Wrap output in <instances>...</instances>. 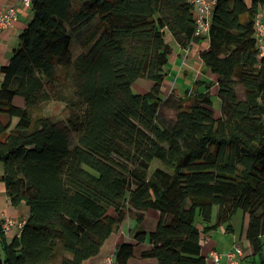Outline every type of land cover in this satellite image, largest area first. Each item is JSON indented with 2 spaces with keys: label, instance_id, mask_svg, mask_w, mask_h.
I'll use <instances>...</instances> for the list:
<instances>
[{
  "label": "trees",
  "instance_id": "16d2710c",
  "mask_svg": "<svg viewBox=\"0 0 264 264\" xmlns=\"http://www.w3.org/2000/svg\"><path fill=\"white\" fill-rule=\"evenodd\" d=\"M262 2L216 0L208 34L195 37L191 0H31L0 66V182L28 211L9 240L0 229V264H82L126 217L136 243L117 244L115 264L145 242L141 264H207L209 232L238 210L249 256L264 264ZM168 35L182 48L207 38L199 58L216 77L219 116L212 81L166 111ZM138 78L149 91L136 92ZM51 101L64 105V122L36 114ZM150 210L157 224L146 232Z\"/></svg>",
  "mask_w": 264,
  "mask_h": 264
},
{
  "label": "crops",
  "instance_id": "0c3cea01",
  "mask_svg": "<svg viewBox=\"0 0 264 264\" xmlns=\"http://www.w3.org/2000/svg\"><path fill=\"white\" fill-rule=\"evenodd\" d=\"M247 3L250 2V0H245ZM0 4L2 6L6 5H14L18 8V18L17 20L9 26L7 29H2L0 27V63H6L10 57V54L13 50V48L17 45L18 42V35L20 34L21 30L26 26L27 20L30 17V9H23L19 0H0ZM258 15L260 16V21L264 26V0L259 7ZM168 40H170V46L172 49V52L169 56L168 66L166 67V78L162 85V92L164 87L166 89L168 87H172V91L177 93V96H181L184 94L185 90H182V87H186L187 89H190L191 93L198 92H205L206 91V85L212 81L214 85L210 88V93L215 92L216 88V77L209 73L204 68L203 62L199 58V51L204 50L208 47V40L207 38L201 39L199 41H195L189 47L182 48L179 46L176 41L172 40L171 37L168 36ZM258 44L264 45V34L261 37V41H257ZM181 80L182 82H179ZM175 81V83H173ZM191 81L193 82L192 86H190ZM178 83V84H177ZM166 93V91H165ZM28 214L27 207L24 204L13 206L8 201V198L5 194V188L2 187L0 184V222L4 219V217L9 216L12 217L16 222L21 221L23 222ZM157 213H155V223L157 222L156 219ZM131 218H128L129 221ZM134 222L132 223V226L128 227V231H125V233H122V231L119 229L121 224L116 227L115 229V236L116 242H111V239L109 241V248L107 247L104 249V251L99 254V256L95 257L94 259H89L85 261L83 264H104V259L107 255L111 254V251H114L113 249H116L117 244L124 242L126 240L133 241L134 239V232H135V226H133ZM141 227L143 230L148 232L147 225L143 222ZM153 227V228H152ZM154 226L150 225L149 229H154ZM149 230V231H151ZM19 230L17 228H13L11 231L6 233V238L9 240L15 233H17ZM13 233V234H12ZM206 246L203 245V253L205 252L207 255L211 249L217 250L216 245L214 244V241H212L211 237H208L206 240ZM246 242V241H245ZM234 244V243H233ZM231 244V246L233 245ZM147 245V243L141 244V247ZM105 248V245L103 246ZM230 249V248H229ZM248 249V250H247ZM247 250V252H246ZM228 251V250H227ZM140 252V247H138V250L135 252V248L133 251V255H135L137 258L138 253ZM250 249L248 248V243L246 242L245 247V253L240 258L238 264H254L252 257L249 256ZM249 258V259H248ZM3 260V255L0 251V262ZM138 261L140 263V259L138 258ZM142 262V261H141ZM128 263V262H127ZM221 264H226V259H221Z\"/></svg>",
  "mask_w": 264,
  "mask_h": 264
},
{
  "label": "rangeland",
  "instance_id": "374dc122",
  "mask_svg": "<svg viewBox=\"0 0 264 264\" xmlns=\"http://www.w3.org/2000/svg\"><path fill=\"white\" fill-rule=\"evenodd\" d=\"M168 36L171 37L170 35H168ZM71 48H72V52H73L74 57H76L81 52V49H80L79 45L77 44V42L75 41V39L72 42ZM7 62L6 63H0V66L3 64H7ZM0 80H1V76H0ZM179 82H182V81L179 80ZM173 83H175V81ZM188 84H190V86H192L193 82L191 81V83H188ZM133 86H135L136 92L145 93V92L150 90V88L152 86V82L147 78H138L134 81ZM187 86L182 87L183 88L182 90H186L188 88ZM171 88L172 87H168L166 89V87H164L163 90H165L166 93H165V91H163L162 96L166 98L168 96V94L172 91ZM211 94H212V96H211V100H212L211 108L214 111V113L216 114V116H219L220 115V98L218 97V95L215 92H212ZM22 102L23 101H22L21 97H17L15 100V103L19 106L22 105ZM176 102H177V93L173 92L172 95L170 97H168V99L166 100V104H165V108L167 109L166 111L168 113H171L172 110L175 108ZM36 114H45V115L52 117L55 120L64 122L66 115H67V111L65 110V107L62 103L51 101V102L43 103V104L39 105L36 108ZM15 121H16V119H13V122H15ZM157 163L158 162H154L152 164V167L154 168L157 165ZM1 170H2V168L0 166V172H1ZM0 184L2 185V187H4V185L1 182H0ZM216 212H217V207L214 206L213 212H212V222L216 221ZM127 219L128 218L126 217L120 223L121 226L119 229L122 231V233H125V231H128V227L132 226L133 222H134L133 226L136 225V223L133 219H130L129 221ZM143 222L147 225L148 229H146V230H148V232H150L149 230H151V229H149L150 225L154 226V224H155L154 228H156L157 222L155 223V212L153 210L148 211ZM228 223H230L232 225L233 230H231V231L226 230V225ZM228 223L218 225L215 229H212L208 235H209V237H211L212 241H214V244L216 245L217 250L220 253L225 254V252H227V250H229V248L231 247V244L236 243L241 247V250L243 253L242 256H243L245 253V247H246V242H245V239L243 238L244 237L243 229L246 225V217L242 214L241 211L238 210L233 214V216L231 217V219ZM120 224H118V226ZM115 229L111 233V235L105 240V242L103 244V246L105 245V248H103V246H102L100 251L98 252V254H96L95 256H93L89 259H94L95 257L99 256V254H101L104 251V249H106L107 247L109 248V241L111 238H112L111 242H113V243L116 242L117 236H115ZM132 242L136 243L135 241H132ZM141 244H135V246H134L135 252L138 250V247H140V249H141ZM204 244L206 246V242H204ZM113 250L114 251H111V253L115 252V249H113ZM212 250H215V249H211L209 251L208 255L210 254V252ZM247 250H246V252H247ZM208 255L206 254V256H207L206 262H207V264H210V261L208 259ZM222 258L225 259L224 256ZM255 258L258 261V256H255ZM127 264H141V260L139 263L138 258L135 255H132L129 258V261Z\"/></svg>",
  "mask_w": 264,
  "mask_h": 264
},
{
  "label": "built area",
  "instance_id": "2783aa9c",
  "mask_svg": "<svg viewBox=\"0 0 264 264\" xmlns=\"http://www.w3.org/2000/svg\"><path fill=\"white\" fill-rule=\"evenodd\" d=\"M23 9H30L31 0H19ZM194 10L195 29L193 36L202 37L206 36L209 31V23L212 14L213 7L216 0H191ZM18 18V8L14 5L2 6L0 4V27L7 29ZM264 34V26L260 21V16L255 18V36L257 41H261V37ZM196 40H191L190 44ZM260 50L264 52V45L258 44ZM189 47V46H188ZM186 47V49L188 48ZM23 222H16L12 217L6 216L0 222V229L3 233H8L13 228L18 230L21 228ZM241 247L234 243L225 254L220 253L218 250H212L208 255L210 264H221V259L224 256L226 264H238L240 257L242 256ZM104 264H115L114 253L107 255L104 259Z\"/></svg>",
  "mask_w": 264,
  "mask_h": 264
}]
</instances>
